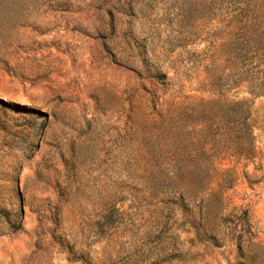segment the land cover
Instances as JSON below:
<instances>
[{
	"label": "rangeland",
	"instance_id": "374dc122",
	"mask_svg": "<svg viewBox=\"0 0 264 264\" xmlns=\"http://www.w3.org/2000/svg\"><path fill=\"white\" fill-rule=\"evenodd\" d=\"M0 264H264V0H0Z\"/></svg>",
	"mask_w": 264,
	"mask_h": 264
}]
</instances>
